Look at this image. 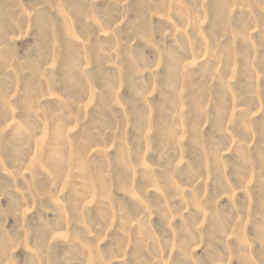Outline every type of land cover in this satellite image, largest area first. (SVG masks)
<instances>
[{"label":"rangeland","instance_id":"374dc122","mask_svg":"<svg viewBox=\"0 0 264 264\" xmlns=\"http://www.w3.org/2000/svg\"><path fill=\"white\" fill-rule=\"evenodd\" d=\"M0 264H264V0H0Z\"/></svg>","mask_w":264,"mask_h":264}]
</instances>
